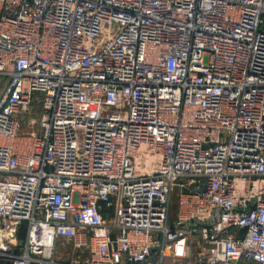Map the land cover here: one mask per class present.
Returning <instances> with one entry per match:
<instances>
[{
  "label": "built area",
  "instance_id": "1",
  "mask_svg": "<svg viewBox=\"0 0 264 264\" xmlns=\"http://www.w3.org/2000/svg\"><path fill=\"white\" fill-rule=\"evenodd\" d=\"M154 254L264 264V0H0V260Z\"/></svg>",
  "mask_w": 264,
  "mask_h": 264
},
{
  "label": "crops",
  "instance_id": "2",
  "mask_svg": "<svg viewBox=\"0 0 264 264\" xmlns=\"http://www.w3.org/2000/svg\"><path fill=\"white\" fill-rule=\"evenodd\" d=\"M58 242H61V241H58ZM62 245H64V247H60L59 245H57L56 249H55V257L58 260L65 261L68 263V262H71V258L74 256L75 258L80 260V262L82 263V259H84L87 256L86 252H84V251H78L77 252V251H74L72 248H70V246H66L63 243H62ZM199 251H200V248L194 246V248H193V259L194 260H195ZM153 260L157 261V264H186L185 259H174L171 256H168V257L164 258L163 261H160V260H158L156 254H154ZM3 262L5 264H8V262H6V261H3ZM123 264H127V263H123ZM199 264H202V263H199Z\"/></svg>",
  "mask_w": 264,
  "mask_h": 264
},
{
  "label": "rangeland",
  "instance_id": "3",
  "mask_svg": "<svg viewBox=\"0 0 264 264\" xmlns=\"http://www.w3.org/2000/svg\"><path fill=\"white\" fill-rule=\"evenodd\" d=\"M38 95H42V92H38ZM177 199H176V195L175 193L172 195V201H171V208H170V218L171 221L175 219L176 217V212H177ZM20 241V238L18 239ZM57 245H59L60 247H64V245H62L61 242H58ZM66 246H70V245H66ZM71 248V246H70Z\"/></svg>",
  "mask_w": 264,
  "mask_h": 264
},
{
  "label": "trees",
  "instance_id": "4",
  "mask_svg": "<svg viewBox=\"0 0 264 264\" xmlns=\"http://www.w3.org/2000/svg\"><path fill=\"white\" fill-rule=\"evenodd\" d=\"M0 264H5V263L3 262V260H0Z\"/></svg>",
  "mask_w": 264,
  "mask_h": 264
}]
</instances>
